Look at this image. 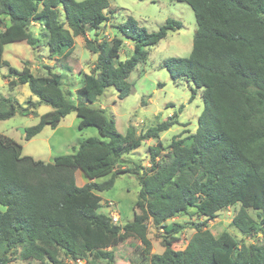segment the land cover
<instances>
[{
  "label": "trees",
  "instance_id": "16d2710c",
  "mask_svg": "<svg viewBox=\"0 0 264 264\" xmlns=\"http://www.w3.org/2000/svg\"><path fill=\"white\" fill-rule=\"evenodd\" d=\"M172 1L190 7L197 29L190 56L168 59L164 67L175 83L186 81L202 90L204 110L195 133L172 140L168 161L160 159V148H150L148 171L130 172L116 170L124 156L179 125L178 115L139 136L134 127L122 136L115 121L92 105L109 88L118 91L120 100L127 98L131 74L146 64L150 49L182 24L168 19L158 31L148 32L127 17L116 29L133 43V53L121 61L122 39L99 40L109 21V0H0V24L5 26L0 32V76L7 67L3 77L10 88L28 85L41 104L53 108L26 129L25 140L45 127L56 129L72 113L79 118L80 131L95 128L101 137L85 139L73 154L46 163L25 156L20 143L0 134V264H11L18 249L21 260L41 264L110 260L108 249L128 236L141 242L132 264H264V244H240L227 232L215 237L208 229V221L219 212L239 206L232 227L245 237L264 234V0ZM37 23L49 59L69 72L67 59L77 37L97 55L75 92L76 102L67 98L63 75L53 68L45 65L48 74L36 76L30 62L18 71L4 60L9 44L26 43L33 50L41 46L43 39L32 31ZM17 114L32 115L19 102L0 96V121ZM77 170L88 180L84 186L76 183ZM128 173L139 180L137 211L131 222L119 226L100 211L98 194L111 190L116 179ZM191 210L205 221L195 225L185 249L175 250L185 226L167 222ZM249 210L257 212V218ZM150 224L163 231L161 254L152 253Z\"/></svg>",
  "mask_w": 264,
  "mask_h": 264
},
{
  "label": "rangeland",
  "instance_id": "374dc122",
  "mask_svg": "<svg viewBox=\"0 0 264 264\" xmlns=\"http://www.w3.org/2000/svg\"><path fill=\"white\" fill-rule=\"evenodd\" d=\"M82 2L84 0H76ZM110 6L106 11L109 21L101 28L99 40L112 42L116 36L124 41L120 53V60L125 61L133 53L132 42L123 38L116 27L123 23L127 17L137 20L140 26L148 32H156L168 19L180 22L183 26L178 32L170 33L166 39L149 51V58L146 64H140L131 74L128 82L131 85L130 95L120 100L118 91L109 88L104 95L92 105L94 109L104 110L106 116L113 119L117 132L125 136L130 127H134L137 135L144 134L147 130L156 127L166 121L174 114L178 115L179 125H175L169 131L161 134L157 140H146L141 147L131 154L124 156V161L116 167V170H128L130 172L148 171L150 166V148H160V159L168 161L170 151L168 147L177 136H186L195 133L198 127V118L204 110L202 90L197 89L192 83L180 81L175 83L164 62L168 59L188 58L192 51L193 39L197 29L193 11L185 3L172 0H109ZM110 12H113L111 14ZM7 23V22H6ZM5 26L0 25V29ZM35 35L43 39L41 46L33 50L26 43H14L5 47L4 59L9 61L11 66L22 71L24 60H29L30 68L36 76H46L48 69L45 64H54V72L63 75L62 88L67 98L75 101V92L83 86V75L90 74L97 55L92 54L85 48V39H75L74 51L67 59L72 72L64 69L57 60L49 59V50L44 46L42 29L39 24L32 27ZM44 58V59H43ZM23 62V64L21 63ZM54 62V63H53ZM6 76L9 72L7 67L2 69ZM3 73L0 76V96L11 98L19 102L29 114L0 121V134L10 137L20 143L24 148V155L35 160L52 163L56 157L70 155L82 141L90 137L101 138L97 129L89 128L84 131L78 129L79 118L75 113L64 118L56 129L45 127L43 131L30 141L25 140L23 130L35 126L40 116L50 112L53 108L47 104H41L39 99L32 95L28 85L10 88L8 80L4 79ZM194 95V99L192 96ZM39 102V103H37ZM33 110V111H32ZM35 111V112H34ZM76 147V148H75ZM77 172V185H83L86 179L83 173ZM75 172V173H76ZM83 175V178L79 176ZM83 180H82V179ZM110 176L98 179L97 182L107 181ZM140 192V185L137 175L132 173L120 175L111 190L99 193L102 198L101 212L111 217V214L118 215V222L115 224L123 226L131 222L134 217L136 201ZM112 202L113 206L108 203ZM239 206L230 207L218 213L214 220L208 221V229L215 236L219 237L227 232L240 244H264V234L260 233L254 237L243 236L236 228L232 227V220L239 210ZM250 215L257 218V212L249 210ZM205 219L198 217L194 210L188 216L178 217L170 220L167 224L175 222L185 226L184 231L178 235V241L174 244L175 250L186 248L193 235L196 233L195 225L204 222ZM162 229L149 225L148 238L152 243V253L161 254L164 251L162 245ZM141 242L134 236H128L116 246L109 248L112 252L110 260H101L90 264H132L133 252L140 248ZM20 249L13 256L11 264H41L36 260L23 261L19 258ZM90 262L92 258H89ZM69 264H89L87 260Z\"/></svg>",
  "mask_w": 264,
  "mask_h": 264
},
{
  "label": "crops",
  "instance_id": "0c3cea01",
  "mask_svg": "<svg viewBox=\"0 0 264 264\" xmlns=\"http://www.w3.org/2000/svg\"><path fill=\"white\" fill-rule=\"evenodd\" d=\"M0 25H1V24H0ZM3 31H5V28H4V29H0V32H3ZM132 44H133V43H132ZM43 59H44V58H43ZM4 60H5V59H4ZM6 61H7V60H6ZM26 61L31 62V61H29V60H24L23 62H26ZM7 62H9V61H7ZM23 62H21V63L23 64ZM39 63H40V64L43 63V64H45V65H47V66H49V67H54V64H50V65L47 64V63H46V60H42V61L39 62ZM53 63H54V62H53ZM9 64H10V62H9ZM10 65H11V64H10ZM2 73H3V75H4V72H2ZM19 86H20V85H19ZM19 86H17V87H19ZM75 148H76V147H75ZM77 148H78V147H77ZM76 176H77V172L75 173V179H76V183H78ZM79 176L83 178V175H82V174H79ZM82 178H81V179H82ZM83 179H84V178H83ZM83 179H82V180H83ZM87 182H88V180H87V179H84V180H83V183H82L83 185H80V186H84Z\"/></svg>",
  "mask_w": 264,
  "mask_h": 264
},
{
  "label": "built area",
  "instance_id": "2783aa9c",
  "mask_svg": "<svg viewBox=\"0 0 264 264\" xmlns=\"http://www.w3.org/2000/svg\"><path fill=\"white\" fill-rule=\"evenodd\" d=\"M108 205L109 206H113L112 202H109ZM110 218H111L113 224H115L116 222H118V219H119L118 218V215L115 214V213L111 214V217Z\"/></svg>",
  "mask_w": 264,
  "mask_h": 264
},
{
  "label": "water",
  "instance_id": "95a60500",
  "mask_svg": "<svg viewBox=\"0 0 264 264\" xmlns=\"http://www.w3.org/2000/svg\"><path fill=\"white\" fill-rule=\"evenodd\" d=\"M95 32H96V30H92V31H91V36H92V39H93V40L96 39ZM25 132H26V131L23 130V133H25Z\"/></svg>",
  "mask_w": 264,
  "mask_h": 264
}]
</instances>
